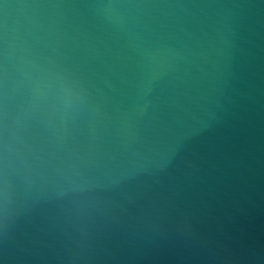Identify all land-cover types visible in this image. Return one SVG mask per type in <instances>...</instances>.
<instances>
[{"label": "water", "instance_id": "95a60500", "mask_svg": "<svg viewBox=\"0 0 264 264\" xmlns=\"http://www.w3.org/2000/svg\"><path fill=\"white\" fill-rule=\"evenodd\" d=\"M19 39L9 140L75 172L12 177L0 264H264V0H0Z\"/></svg>", "mask_w": 264, "mask_h": 264}, {"label": "clouds", "instance_id": "9594fccd", "mask_svg": "<svg viewBox=\"0 0 264 264\" xmlns=\"http://www.w3.org/2000/svg\"><path fill=\"white\" fill-rule=\"evenodd\" d=\"M35 52L27 41L19 39L13 43L4 42L0 47V210L10 202L13 183L12 177L20 173L32 174L38 165H61L65 173L75 172L73 161L58 153H49L42 157L33 144L21 140L19 147L9 140V131L5 125V100L4 88L10 75L20 77L15 80L17 85V101L21 105V117L29 115L28 106L34 105L39 97V76L28 75L26 69L34 67L33 57ZM31 93L28 97L27 94Z\"/></svg>", "mask_w": 264, "mask_h": 264}]
</instances>
